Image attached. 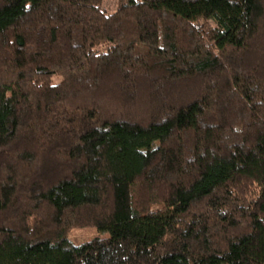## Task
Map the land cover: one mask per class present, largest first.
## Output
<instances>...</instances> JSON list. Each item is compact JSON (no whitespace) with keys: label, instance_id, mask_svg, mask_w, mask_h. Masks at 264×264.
Segmentation results:
<instances>
[{"label":"trees","instance_id":"16d2710c","mask_svg":"<svg viewBox=\"0 0 264 264\" xmlns=\"http://www.w3.org/2000/svg\"><path fill=\"white\" fill-rule=\"evenodd\" d=\"M109 3L0 0V264H264V0Z\"/></svg>","mask_w":264,"mask_h":264},{"label":"rangeland","instance_id":"374dc122","mask_svg":"<svg viewBox=\"0 0 264 264\" xmlns=\"http://www.w3.org/2000/svg\"><path fill=\"white\" fill-rule=\"evenodd\" d=\"M106 2H112V0H106ZM109 3V5H110ZM112 4V3H111ZM104 231L98 230L94 226L89 227H75L69 230L68 237L74 242H82L88 240L96 235L104 234Z\"/></svg>","mask_w":264,"mask_h":264}]
</instances>
